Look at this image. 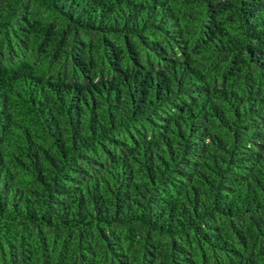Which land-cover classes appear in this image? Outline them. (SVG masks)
I'll list each match as a JSON object with an SVG mask.
<instances>
[{
    "label": "trees",
    "instance_id": "16d2710c",
    "mask_svg": "<svg viewBox=\"0 0 264 264\" xmlns=\"http://www.w3.org/2000/svg\"><path fill=\"white\" fill-rule=\"evenodd\" d=\"M0 264H264V0H0Z\"/></svg>",
    "mask_w": 264,
    "mask_h": 264
}]
</instances>
